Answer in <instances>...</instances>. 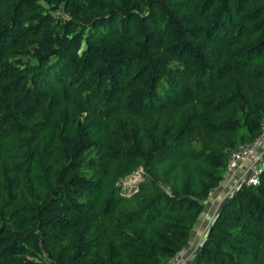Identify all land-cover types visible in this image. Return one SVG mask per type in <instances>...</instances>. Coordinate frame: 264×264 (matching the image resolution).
<instances>
[{
  "label": "trees",
  "instance_id": "obj_1",
  "mask_svg": "<svg viewBox=\"0 0 264 264\" xmlns=\"http://www.w3.org/2000/svg\"><path fill=\"white\" fill-rule=\"evenodd\" d=\"M263 119L264 0H0V264H166ZM256 176L187 264H264Z\"/></svg>",
  "mask_w": 264,
  "mask_h": 264
},
{
  "label": "crops",
  "instance_id": "obj_2",
  "mask_svg": "<svg viewBox=\"0 0 264 264\" xmlns=\"http://www.w3.org/2000/svg\"><path fill=\"white\" fill-rule=\"evenodd\" d=\"M254 151L261 153L262 159L260 162L261 163L264 162V158H263L264 134H263L262 140L257 144ZM247 167H248L247 161L245 160L238 161L237 164L232 169L226 170L223 178L218 182V184L215 187H213L209 191L208 197L206 198V205L203 211L198 216L195 224L191 228L193 229V233L190 236V238L186 241V245L183 247V249L179 253L182 258L185 259L187 256H189L193 252L196 245L199 243L201 238L204 236L206 227L208 225V221H210V218L213 215L218 202L229 191V189L232 186H234L232 184H234L237 181V179L245 173ZM233 172H237L239 174L237 176L238 177L237 179H234L232 175Z\"/></svg>",
  "mask_w": 264,
  "mask_h": 264
},
{
  "label": "built area",
  "instance_id": "obj_3",
  "mask_svg": "<svg viewBox=\"0 0 264 264\" xmlns=\"http://www.w3.org/2000/svg\"><path fill=\"white\" fill-rule=\"evenodd\" d=\"M263 134H264V119L261 121V126L256 136H254L249 141L237 143L233 148L227 151V155L225 159L226 170L232 169L240 160L241 161L245 160L248 162V167L245 171V173L247 174L246 177L243 179L245 183H254L257 180L256 173L259 169L262 156L261 153L256 152L254 150L257 144L262 140ZM243 175L240 178H242ZM238 180L235 182L234 185L238 184ZM203 202L206 203V199H204ZM183 263H184V258H182L180 255H171L167 258L166 261V264H183Z\"/></svg>",
  "mask_w": 264,
  "mask_h": 264
},
{
  "label": "water",
  "instance_id": "obj_4",
  "mask_svg": "<svg viewBox=\"0 0 264 264\" xmlns=\"http://www.w3.org/2000/svg\"><path fill=\"white\" fill-rule=\"evenodd\" d=\"M246 174L247 173H245L244 175H243V177L242 178H240L239 180H238V183L239 182H241V181H243V179L246 177ZM233 189H234V187H232L222 198H221V200H220V202H218V205H217V207H216V209H218L219 207H220V205H221V203H222V201L227 197V196H229V194L231 193V191H233ZM216 211V210H215ZM214 213H213V215H212V217L210 218V221H212V218L214 217ZM210 221H209V223H210ZM209 225V224H208ZM208 225H207V227H206V230L208 229ZM202 239V238H201ZM201 241V240H200ZM200 241H199V243L196 245V247L194 248V250L193 251H195L196 249H197V247L199 246V244H200ZM193 253V252H192ZM192 253L189 255V256H187L185 259H184V263L183 264H187L188 263V261L190 260V256L192 255Z\"/></svg>",
  "mask_w": 264,
  "mask_h": 264
},
{
  "label": "rangeland",
  "instance_id": "obj_5",
  "mask_svg": "<svg viewBox=\"0 0 264 264\" xmlns=\"http://www.w3.org/2000/svg\"><path fill=\"white\" fill-rule=\"evenodd\" d=\"M236 173H237V172H233V173H232L234 179H237V178H238L237 176H238L239 174L237 173V175H236ZM235 176H236V177H235ZM239 178H240V177H239ZM239 178H238V179H239ZM234 179H233V180H234ZM238 179H237V180H238ZM234 184H235V183H234ZM234 184H232V185H234ZM232 187H233V186H232ZM232 187H231V188H232ZM231 188H230V189H231ZM230 189H229V190H230ZM208 223H209V221H208ZM192 233H193V229H190L189 234H188V237H187V240L190 238V236L192 235ZM179 255H180V254H179Z\"/></svg>",
  "mask_w": 264,
  "mask_h": 264
}]
</instances>
